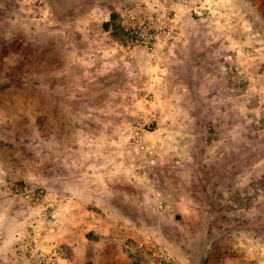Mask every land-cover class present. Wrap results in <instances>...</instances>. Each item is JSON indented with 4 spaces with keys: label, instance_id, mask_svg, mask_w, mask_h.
Instances as JSON below:
<instances>
[{
    "label": "crops",
    "instance_id": "1",
    "mask_svg": "<svg viewBox=\"0 0 264 264\" xmlns=\"http://www.w3.org/2000/svg\"><path fill=\"white\" fill-rule=\"evenodd\" d=\"M135 1L137 11L152 12L146 0ZM160 1L156 11L174 15L175 29L182 15L204 6L203 0ZM223 1L226 3L221 4ZM95 4L69 10L81 20L75 24L67 19L77 17L64 18L60 24L67 36L60 39L53 29L54 38L47 39L54 47L62 43L69 49L56 61L48 58L45 103L5 102L0 89V264H26L21 253L32 238L66 247L76 243L79 255L88 257L85 263L74 264L91 260V264H137L133 261L134 243L135 249L148 255L137 247L145 229L159 234V242L179 264H264L256 254L260 250L263 255L259 256H264L262 232L248 231L240 221L234 228L215 218L223 200L210 194L220 188L230 192L231 181L240 178L246 159L240 152L223 153L225 160L205 164L201 160L207 157L201 151L183 152L178 145L185 138L191 144L204 140L195 130L190 134L180 131L187 128L190 111L196 128L203 123L204 131L206 124L221 121L219 108L212 113L213 108L203 102L206 88L193 66L196 55L201 54L187 47V42H169L159 36L152 63L141 48L118 42L90 23V15L97 11ZM217 8L221 12L217 13ZM210 10L214 14L235 13L227 0H219ZM60 93L79 95V102L56 101ZM91 93L99 96L98 103L94 99V110L109 114H101L93 122L86 116L71 119L68 111L81 114L88 110L85 99ZM172 100L175 116L169 117L179 131L171 135L160 132L155 139L161 146L155 152L144 145L151 133L142 129L144 124L139 122L136 128L132 118L117 117V112L125 114L135 108L148 111L163 105L162 109L168 110L167 103ZM14 107L21 110L20 117L13 113L9 118L7 111L14 112ZM28 107L35 116L40 110L47 112L45 126L50 133L45 137L39 136L42 124L38 118H23ZM76 122L79 125L74 130ZM25 127L30 131L17 135ZM212 156L209 154V159ZM220 175L231 178H221L216 189L213 176ZM201 176L206 179L201 181ZM36 196L39 201L34 202ZM158 200L164 204L162 212L157 209ZM138 225L143 232L136 230ZM88 230L97 241L87 239ZM59 264L73 263L61 256ZM140 264L154 263L149 256L148 262Z\"/></svg>",
    "mask_w": 264,
    "mask_h": 264
},
{
    "label": "rangeland",
    "instance_id": "2",
    "mask_svg": "<svg viewBox=\"0 0 264 264\" xmlns=\"http://www.w3.org/2000/svg\"><path fill=\"white\" fill-rule=\"evenodd\" d=\"M146 1L153 7L152 12L137 11L135 0H0V89L3 98L7 99L5 102H14L15 105L46 102L48 95L45 74L48 58L56 61L59 56H66L69 49L62 43L54 47V42H47V39L54 38L53 29L56 30L58 38L67 36L66 31L63 32V25L60 24L66 17H77L67 19L68 22L75 24L81 20L69 10L78 11L96 3L97 11L90 15V23L99 25L101 33L109 32L108 34L118 42H129L131 47H139L143 52L141 46L134 44L132 26L138 28L140 25L152 24L158 30L172 27L169 42H187V47L201 54L196 55L193 65L195 72L197 71V79L202 80V86L206 88V93L202 92L200 95L204 93L203 102L206 106L210 105V109L213 108L212 113L218 108L221 113V121L216 125L206 124L204 131L203 123L200 128H196V120L190 111L191 117L187 120V128H178L182 134H190L195 130L204 140L199 144H191L185 138L178 145L183 152L201 151L203 157H207L201 160L205 164L208 161H212V164L213 160L216 162L225 160L222 157L223 153L230 156L232 153L240 152V157L246 159V167L241 171L240 178L236 177V181H231L230 192H224L221 188L219 191H210L211 196L218 194L215 200L219 198L223 200L222 205L216 208L215 218L230 222L234 228L240 221L248 231L253 232L255 229L261 231L264 242V0H227L235 10L232 15L207 13L196 16L191 12L182 15L176 29L174 15H168L164 19L162 13L156 11L160 0ZM223 3L226 1L221 4ZM131 16H134V21H131ZM38 23L39 31L36 27ZM53 49L57 51L55 54L52 53ZM155 59L156 56L150 58L152 63ZM37 87H44V90L36 89ZM79 97L66 93L55 96L56 101L73 102H79ZM98 97L94 93L88 94L85 99L88 110L81 111V114L68 111L70 118L83 119L86 116L87 120L93 122L101 114L107 116L108 111L94 110V99L98 103ZM167 104L170 107L168 110H163V105L160 109L148 111L135 108L134 111L130 110L125 114L119 112L118 115L117 112V117L132 118L136 128L137 123L144 124L142 129L151 132L149 140L144 145L149 151L155 152L158 146H161L155 139L160 132L171 135L178 134L179 131L169 117V114L173 118L175 116L173 112L175 101ZM7 112L9 118L13 113L20 117L21 110L16 111L14 107V112ZM22 115L23 118H31V115L38 118L42 124L38 127L41 138L50 133L45 126L48 125L45 110H40L35 116L28 107ZM171 121L173 127L170 126ZM78 125L76 122L74 130L78 129ZM21 131L28 133L30 130L28 127L22 128L16 132L17 135ZM209 154L211 156L214 154L215 157L209 159ZM183 169L191 171L188 166H184ZM205 177L201 176V181H204ZM224 177L230 176H213L216 189L220 186L219 183L222 184L221 178ZM193 181L197 183L198 179L193 177ZM207 201L209 204L214 202L211 197ZM220 229H223V226L220 225ZM87 239L90 242L97 241L90 230L87 231ZM135 245L134 243L133 261L137 264L148 262L149 256L135 249ZM58 247L61 248V256L66 262L85 263L88 257L79 255L76 243L70 247L62 244ZM90 252L94 254L93 250ZM261 252L258 250L256 253L260 262L264 260V256H259L263 255ZM88 262L86 261L87 264H91L92 260Z\"/></svg>",
    "mask_w": 264,
    "mask_h": 264
},
{
    "label": "built area",
    "instance_id": "3",
    "mask_svg": "<svg viewBox=\"0 0 264 264\" xmlns=\"http://www.w3.org/2000/svg\"><path fill=\"white\" fill-rule=\"evenodd\" d=\"M217 4H219V0H203L204 6L191 12L196 16H203L211 11L210 7ZM215 11L217 13L221 12L219 8L215 9ZM168 15L167 13H162L164 19ZM130 19L131 21L135 20L134 16H131ZM131 28L134 34V44L141 46L149 58H155L157 54L155 45L158 36L168 38L169 40L172 36V29L169 26L161 30L156 29L152 24L140 25L138 28L132 26ZM139 149L143 150L144 148L140 146ZM33 201H39V196H36ZM156 206L159 212L164 210V204L161 200L156 202ZM136 230L143 232V227L138 225L136 226ZM158 237V233L145 229V233L137 241V247L140 250L146 251L154 264H179L177 259L167 249L166 245L159 242ZM21 254L26 264H59L61 260V249L58 245L50 242L40 243L36 238H32L25 245Z\"/></svg>",
    "mask_w": 264,
    "mask_h": 264
}]
</instances>
